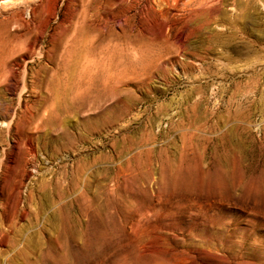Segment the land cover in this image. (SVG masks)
<instances>
[{
    "label": "rangeland",
    "instance_id": "rangeland-1",
    "mask_svg": "<svg viewBox=\"0 0 264 264\" xmlns=\"http://www.w3.org/2000/svg\"><path fill=\"white\" fill-rule=\"evenodd\" d=\"M160 2L0 3V264H264V1Z\"/></svg>",
    "mask_w": 264,
    "mask_h": 264
},
{
    "label": "bare ground",
    "instance_id": "bare-ground-1",
    "mask_svg": "<svg viewBox=\"0 0 264 264\" xmlns=\"http://www.w3.org/2000/svg\"><path fill=\"white\" fill-rule=\"evenodd\" d=\"M125 1L126 0H121V3L120 4H116L115 10L111 12L110 19H111V23L112 24L115 25L116 22L118 20H120V17L122 16V14L124 12H126L128 10H132L134 8L136 9L137 6L141 3V0H129V2H125ZM157 1H161V2H164V3L167 4V0H145V2L147 3V8H148L147 11L150 12V13H152L155 18H156V11H157V9L155 11L153 5ZM204 1H206V0H204ZM4 2H6V0H1L0 1L1 4H4ZM248 4H250V3H248ZM246 8L247 7H245V10H246ZM245 10H244V13L242 15V18L245 19L247 17L248 18L247 20H249L250 17L248 16V13H246V12H250V11H245ZM160 11H161V9H160ZM238 16H239V19H240L241 18V15H238ZM165 25L166 24H162L163 27H165ZM184 34L183 33H180V35H179L180 38L181 37L184 38ZM164 36H166V35H164ZM108 42H109V44H108L109 54L112 57H114V59L118 55H120L123 51H124L123 53H125V51H126V48L125 47L127 46L126 45L127 44L126 43L127 42V38H126L124 32H122L121 34H117L113 30H111L110 31V34H109V40H108ZM130 58H132V57H130ZM120 59H121V57H120ZM122 60H124V58ZM127 61H128V59H127ZM125 63H127V62H125ZM80 70H79L80 71L79 76L78 77H75L76 79H71L68 82L66 89L65 90L63 89L64 92H65V97L61 101H59V102L52 101V102L48 103V106L46 107V110L45 111H46L47 116L51 120H54L55 122H57L58 124H60V118L59 117L61 115H63V114H66L64 112V110H66V109H72V110L80 111L81 109H83V107L85 106V100L83 99L84 96H88V94L90 95V93L93 92V91L99 92V91H105L106 90V92H108L107 91L108 84H110V86L111 85L112 86H115V85H118L119 84V83L117 84V83L111 82V80H110V78L108 76H106L105 78L104 77H102V78L96 77L97 74H96L95 68L91 64H86ZM109 82H111V83H109ZM103 93H105V92H103ZM112 93H114V92H112ZM92 95H90V96H92ZM104 96H105V94H104ZM58 107H60V108H58Z\"/></svg>",
    "mask_w": 264,
    "mask_h": 264
}]
</instances>
